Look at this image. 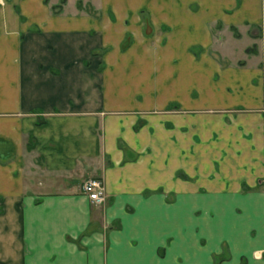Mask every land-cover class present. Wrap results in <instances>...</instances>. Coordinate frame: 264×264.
<instances>
[{
	"label": "crops",
	"instance_id": "obj_1",
	"mask_svg": "<svg viewBox=\"0 0 264 264\" xmlns=\"http://www.w3.org/2000/svg\"><path fill=\"white\" fill-rule=\"evenodd\" d=\"M116 1L0 0V264H264V42L254 65L200 55L234 0H168L152 53L142 5ZM225 15L264 30L258 0Z\"/></svg>",
	"mask_w": 264,
	"mask_h": 264
},
{
	"label": "rangeland",
	"instance_id": "obj_2",
	"mask_svg": "<svg viewBox=\"0 0 264 264\" xmlns=\"http://www.w3.org/2000/svg\"><path fill=\"white\" fill-rule=\"evenodd\" d=\"M106 1L117 2L116 0H42V3L46 5L50 12L55 15H62V13L68 14L70 16L75 15H84L86 17H94L101 19V17L109 18L114 17L112 11H105L103 9V5H105ZM121 1V0H120ZM168 0H130L132 3L141 4L142 6H136L134 17L138 18V21L142 19V17H146L151 21L149 24H145L144 29L146 32L153 31V36H151L149 42L151 44L150 51L152 53H156L158 50L157 45L165 43V36L168 30H170V26L168 24V17L162 10H160V3ZM241 0H234L231 4L227 2L223 6L222 13L220 15H216V17L211 18L209 20L208 26L211 31V41L207 47H203L202 44L193 46V49L200 52V55H208L213 57L214 59L232 62L236 65H246L247 63L255 64L257 59H253L254 54H258V43L262 46L264 42V30L260 29L258 26L251 25L249 20L247 19L241 25H234L226 22V13H232L236 7L239 5ZM259 5H263L264 0H258ZM108 7H110L109 2H107ZM107 6V5H106ZM117 6V3H115ZM198 4H191L193 10L196 9ZM107 13V15L105 14ZM115 14V13H114ZM172 14H170L171 16ZM23 17L25 15L23 14ZM116 18V15L115 17ZM228 18V17H227ZM131 21V20H130ZM129 21V22H130ZM123 22V19H121ZM128 19L125 18L123 23H127ZM141 22V21H140ZM252 33H263L260 35L252 36ZM162 35L163 40L159 36ZM165 37V38H164ZM130 37L126 36L124 39L122 38L121 46H127L128 41H130ZM241 39V40H240ZM258 40V42H256ZM111 44L104 45L101 49H94L93 51H101V56L104 53L110 51ZM252 58L253 60H251ZM97 63V70L102 71L106 62L105 59ZM91 61V58H89ZM88 60V61H89ZM90 63V62H89ZM150 69L155 70L157 68V62H151ZM153 80L150 82V86H152ZM101 84L98 85L100 88ZM139 99L151 98L148 97V92L140 91ZM89 178V177H87ZM86 178V179H87ZM221 258V255L216 257Z\"/></svg>",
	"mask_w": 264,
	"mask_h": 264
},
{
	"label": "built area",
	"instance_id": "obj_3",
	"mask_svg": "<svg viewBox=\"0 0 264 264\" xmlns=\"http://www.w3.org/2000/svg\"><path fill=\"white\" fill-rule=\"evenodd\" d=\"M82 192L97 205L106 201L105 188L100 177L91 176L84 180L82 184Z\"/></svg>",
	"mask_w": 264,
	"mask_h": 264
}]
</instances>
